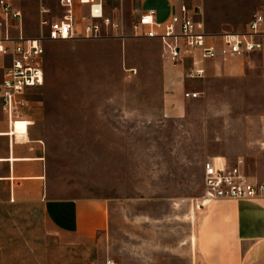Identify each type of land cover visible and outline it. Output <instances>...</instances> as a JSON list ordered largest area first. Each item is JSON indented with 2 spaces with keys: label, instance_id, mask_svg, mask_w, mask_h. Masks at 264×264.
Listing matches in <instances>:
<instances>
[{
  "label": "rangeland",
  "instance_id": "obj_1",
  "mask_svg": "<svg viewBox=\"0 0 264 264\" xmlns=\"http://www.w3.org/2000/svg\"><path fill=\"white\" fill-rule=\"evenodd\" d=\"M11 1L29 38L46 36L42 22L61 15L58 0ZM199 3L208 34L242 32L264 16V0H191ZM139 9L157 11L160 22L170 15L166 0L114 1L108 12L130 37ZM263 61L261 53L230 59L189 80L165 65L158 41H46V82L31 97L28 119L46 143L49 198L98 200L107 225L80 240L59 236L42 203L0 183V264H204L198 244L207 243L210 214L251 211L264 200L202 206L207 160L244 158L250 174L262 175ZM191 90L199 99H184ZM26 130L18 122L12 135L27 140Z\"/></svg>",
  "mask_w": 264,
  "mask_h": 264
},
{
  "label": "built area",
  "instance_id": "obj_2",
  "mask_svg": "<svg viewBox=\"0 0 264 264\" xmlns=\"http://www.w3.org/2000/svg\"><path fill=\"white\" fill-rule=\"evenodd\" d=\"M37 1L49 4L56 0ZM114 1L122 0H58L61 15L42 22L47 27L46 36L29 38L24 33L23 12L11 0H0V103L12 129L18 122L25 123L28 135L31 97L46 82V41H125L129 38L158 41L164 63L182 68L189 80H203L208 62H226L264 51L261 14L251 18L245 31L208 34L201 5H193L191 0H171L172 12L163 22L158 21L155 10H138L131 22L132 36L128 37L124 20L108 12ZM84 7H87L86 13ZM79 8L81 14L77 12ZM48 13L42 6L41 14ZM200 95L191 90L184 98L197 100ZM262 147L264 151V144ZM261 166L262 175L259 171L250 174L244 158L236 162L220 157L207 160L203 174L204 199L211 203L264 198V160Z\"/></svg>",
  "mask_w": 264,
  "mask_h": 264
},
{
  "label": "crops",
  "instance_id": "obj_3",
  "mask_svg": "<svg viewBox=\"0 0 264 264\" xmlns=\"http://www.w3.org/2000/svg\"><path fill=\"white\" fill-rule=\"evenodd\" d=\"M166 1L171 14L172 1ZM199 5L204 10L203 4ZM260 53L264 58V51ZM222 63L225 62H208L206 77L212 67ZM1 73L0 71V76ZM0 183H8L12 192L25 201L42 203L47 222L59 236L80 240L106 228L107 208L102 202L49 198L48 153L45 141L31 126L28 139L17 140L12 135V125L1 103ZM243 205L245 203L227 204L229 207ZM260 205L264 206V200L256 201L254 210L251 211H216L210 214L213 221L207 224V243L199 241L198 244L204 264H264V209Z\"/></svg>",
  "mask_w": 264,
  "mask_h": 264
},
{
  "label": "bare ground",
  "instance_id": "obj_4",
  "mask_svg": "<svg viewBox=\"0 0 264 264\" xmlns=\"http://www.w3.org/2000/svg\"><path fill=\"white\" fill-rule=\"evenodd\" d=\"M18 139H20V136H17V140ZM209 204H210V202L207 199H204L203 205L208 206ZM196 243H197L196 237L192 236L191 237V244L193 245V247H196Z\"/></svg>",
  "mask_w": 264,
  "mask_h": 264
}]
</instances>
